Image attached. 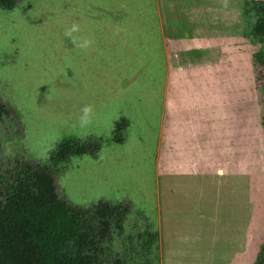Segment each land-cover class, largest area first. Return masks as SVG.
<instances>
[{
  "label": "rangeland",
  "instance_id": "obj_1",
  "mask_svg": "<svg viewBox=\"0 0 264 264\" xmlns=\"http://www.w3.org/2000/svg\"><path fill=\"white\" fill-rule=\"evenodd\" d=\"M254 1L264 0H23L0 10V174L17 159L50 165L66 136L97 139L96 157L59 164L55 182L73 206L117 207L111 255L252 264L264 245V69L244 35ZM73 22L89 49L64 36ZM86 105L96 115L81 129Z\"/></svg>",
  "mask_w": 264,
  "mask_h": 264
},
{
  "label": "trees",
  "instance_id": "obj_2",
  "mask_svg": "<svg viewBox=\"0 0 264 264\" xmlns=\"http://www.w3.org/2000/svg\"><path fill=\"white\" fill-rule=\"evenodd\" d=\"M22 1L0 0V10H12ZM247 6L246 15L254 13L255 21L244 35L250 43L259 45L253 62L262 70L264 1ZM2 114L7 110L0 103ZM126 125L124 117L114 123L115 143L122 142ZM100 149L97 139L69 135L56 145L50 165L17 159L0 174V264H128L124 256L111 255L106 249L113 240V228L121 229L117 207L104 201L88 208L73 206L57 191L55 173L59 164L83 156L94 158ZM252 264H264V245Z\"/></svg>",
  "mask_w": 264,
  "mask_h": 264
},
{
  "label": "clouds",
  "instance_id": "obj_3",
  "mask_svg": "<svg viewBox=\"0 0 264 264\" xmlns=\"http://www.w3.org/2000/svg\"><path fill=\"white\" fill-rule=\"evenodd\" d=\"M227 6V0H225V7ZM31 12L28 13V16ZM80 32V24L78 22H73L70 27L66 28L64 31V36L69 38L73 45L78 49L87 50L94 43L93 40L82 38L77 35ZM96 113L94 106L86 105L80 109V115L78 116V124L81 129L88 128L94 120Z\"/></svg>",
  "mask_w": 264,
  "mask_h": 264
}]
</instances>
